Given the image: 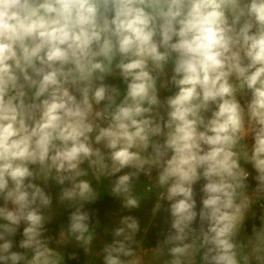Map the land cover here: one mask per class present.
I'll list each match as a JSON object with an SVG mask.
<instances>
[{
    "label": "clouds",
    "instance_id": "9594fccd",
    "mask_svg": "<svg viewBox=\"0 0 264 264\" xmlns=\"http://www.w3.org/2000/svg\"><path fill=\"white\" fill-rule=\"evenodd\" d=\"M0 264H264V0H0Z\"/></svg>",
    "mask_w": 264,
    "mask_h": 264
},
{
    "label": "trees",
    "instance_id": "16d2710c",
    "mask_svg": "<svg viewBox=\"0 0 264 264\" xmlns=\"http://www.w3.org/2000/svg\"><path fill=\"white\" fill-rule=\"evenodd\" d=\"M155 197L153 196L150 200H146L142 202V207L139 210H136L133 214L142 217V224L146 223L150 219V209L152 206V200H154ZM99 207H113L117 208L118 205H116L113 201H111L109 198H105L101 204L98 205ZM114 219V218H113ZM113 219L105 218L103 221L104 224L108 227L113 226ZM159 219V218H157ZM110 239V237H108Z\"/></svg>",
    "mask_w": 264,
    "mask_h": 264
}]
</instances>
